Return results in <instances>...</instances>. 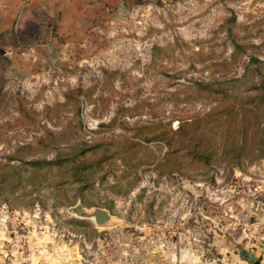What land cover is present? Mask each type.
<instances>
[{"label":"rangeland","instance_id":"374dc122","mask_svg":"<svg viewBox=\"0 0 264 264\" xmlns=\"http://www.w3.org/2000/svg\"><path fill=\"white\" fill-rule=\"evenodd\" d=\"M72 17L0 48V264H264V135L247 139L240 166L224 150L186 162L157 142L133 156L147 154L140 166L116 154L121 134L211 111L199 83L252 94L264 0H92ZM48 132L58 139L42 148ZM112 139L82 157L95 166L86 188L64 168L24 171ZM97 208L110 220L82 217Z\"/></svg>","mask_w":264,"mask_h":264},{"label":"trees","instance_id":"16d2710c","mask_svg":"<svg viewBox=\"0 0 264 264\" xmlns=\"http://www.w3.org/2000/svg\"><path fill=\"white\" fill-rule=\"evenodd\" d=\"M42 18H48L51 23L54 24V18L49 17L47 14L41 11H37L30 26L25 32H19L14 40L20 42V46H23L21 42L28 36H34L37 34L39 27L41 31L48 32L49 24L43 25ZM35 38V37H34ZM241 49V46L234 42V52L237 53ZM221 85V84H220ZM196 90L200 93L212 95L213 100L216 101V105L211 111L206 114L196 116L192 120H179L178 128L173 129L172 124L154 125L155 130L151 136H140L142 129L147 127H140L139 131L134 135L121 134L124 142H127L126 147L123 150L116 151L119 158L124 162L133 160L137 165L144 164L145 154L139 158L133 159L136 156L139 149L151 152L149 146L144 147L143 143L150 144L157 142V146H165L169 149H173L171 153H178V159L182 157L186 162H203L204 165H210L214 153L219 150H224L226 155H231V162L236 166L242 164V157L246 155L245 144L248 138L254 136L264 135V76H261L260 82L253 86L251 89L252 94L239 96L235 91L230 93L229 89L224 86H212L211 83H199L195 86ZM80 108V107H79ZM80 110V109H79ZM249 119L251 123H249ZM48 136L42 137L37 141V144L42 148L50 147L54 143L58 136H55L53 132ZM61 136V135H59ZM221 143V148L217 143ZM114 144L113 139L111 141L103 140L101 143L93 145H84L80 147V144H72L68 148H63L52 159H38L30 161H22L26 167L24 171H51L54 168H64L65 174H69L74 180L72 181H86L83 188H86L87 184V171L90 166L87 165V161L83 160L88 152L97 153L99 149H108ZM260 145H264V140L260 142ZM106 158L109 156H105ZM166 157L160 160L156 167H158ZM102 162V160H97ZM178 171L181 170L182 163H178ZM97 164L96 167H98ZM86 179V180H84ZM66 180L56 182V186L63 185Z\"/></svg>","mask_w":264,"mask_h":264},{"label":"crops","instance_id":"0c3cea01","mask_svg":"<svg viewBox=\"0 0 264 264\" xmlns=\"http://www.w3.org/2000/svg\"><path fill=\"white\" fill-rule=\"evenodd\" d=\"M90 1L92 0H27L24 4L23 0H0V48H11L15 36L28 29L37 11L62 20V24L68 18L76 16Z\"/></svg>","mask_w":264,"mask_h":264},{"label":"water","instance_id":"95a60500","mask_svg":"<svg viewBox=\"0 0 264 264\" xmlns=\"http://www.w3.org/2000/svg\"><path fill=\"white\" fill-rule=\"evenodd\" d=\"M82 217L85 219H94L97 224H103L110 220V214L105 209L97 208L92 213H83ZM259 264V263H256Z\"/></svg>","mask_w":264,"mask_h":264},{"label":"built area","instance_id":"2783aa9c","mask_svg":"<svg viewBox=\"0 0 264 264\" xmlns=\"http://www.w3.org/2000/svg\"><path fill=\"white\" fill-rule=\"evenodd\" d=\"M27 0H23L24 4L26 3Z\"/></svg>","mask_w":264,"mask_h":264}]
</instances>
